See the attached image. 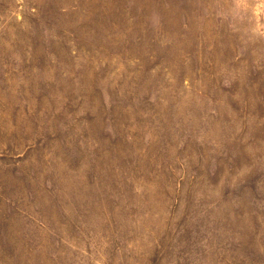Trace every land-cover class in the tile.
<instances>
[{
  "label": "rangeland",
  "instance_id": "1",
  "mask_svg": "<svg viewBox=\"0 0 264 264\" xmlns=\"http://www.w3.org/2000/svg\"><path fill=\"white\" fill-rule=\"evenodd\" d=\"M0 264H264V0H0Z\"/></svg>",
  "mask_w": 264,
  "mask_h": 264
}]
</instances>
